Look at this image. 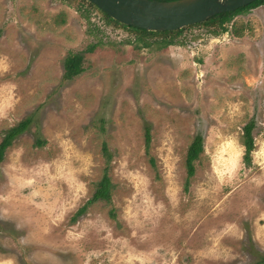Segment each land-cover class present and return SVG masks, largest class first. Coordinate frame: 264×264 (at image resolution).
<instances>
[{
    "label": "rangeland",
    "instance_id": "rangeland-1",
    "mask_svg": "<svg viewBox=\"0 0 264 264\" xmlns=\"http://www.w3.org/2000/svg\"><path fill=\"white\" fill-rule=\"evenodd\" d=\"M87 3L0 0V143L32 120L0 164V264H264V5L169 46ZM106 173L112 203L74 218Z\"/></svg>",
    "mask_w": 264,
    "mask_h": 264
},
{
    "label": "water",
    "instance_id": "water-1",
    "mask_svg": "<svg viewBox=\"0 0 264 264\" xmlns=\"http://www.w3.org/2000/svg\"><path fill=\"white\" fill-rule=\"evenodd\" d=\"M126 27L151 33L175 32L235 12L258 0H84Z\"/></svg>",
    "mask_w": 264,
    "mask_h": 264
},
{
    "label": "trees",
    "instance_id": "trees-1",
    "mask_svg": "<svg viewBox=\"0 0 264 264\" xmlns=\"http://www.w3.org/2000/svg\"><path fill=\"white\" fill-rule=\"evenodd\" d=\"M153 1H160V2H170V1H176V0H153ZM87 3V2H86ZM88 6L93 7L97 9L99 12L102 13L105 22L107 24H113L117 27H121L124 29H130L133 31H136L138 33L144 34V35H162L164 37L169 38V40L165 41L166 45H174L176 37L182 33L185 29L175 31V32H164V33H151L147 32L141 29L133 28V27H126L124 25H121L111 19L107 14L100 11L96 6L93 4L87 3ZM264 5V0H258L255 3L245 7L241 8L235 12L231 13H224L218 16H215L214 18L210 19L209 21L205 22V25L209 26H216L219 28V32L217 33H225L227 32V29L224 27L225 24L230 23L232 19L239 15L240 13L257 8L259 6ZM200 25V24H199ZM96 48V45H92L89 50H86V52H92ZM84 53H74L70 54L64 61V74H63V80L65 82L72 81L79 75H81L85 71L84 63H85V54ZM32 120L31 118H27L24 121L20 122L17 126L11 128L9 131L6 132V134L3 137L2 142L0 143V164L4 160L5 152L8 148L12 146V143L15 139H17L20 135H22L24 132H26L31 124ZM256 123L254 120H251L248 124L245 125L243 128V147L245 149L244 152V163L246 165L251 164V154L255 149V140L253 137V131L255 130ZM145 141H146V148L149 149L150 143H151V135L149 127L146 128L145 131ZM204 143L205 139L203 136V133H198L193 142L191 143L186 157V170H187V177L188 179L193 178L196 172L195 169V163L200 158L201 154L204 152ZM112 184L111 181L107 175V173L102 177V180L97 184L95 193L90 201L86 203L82 208H80L74 218L81 217L87 210V208L98 202V201H104L108 204L112 203Z\"/></svg>",
    "mask_w": 264,
    "mask_h": 264
}]
</instances>
